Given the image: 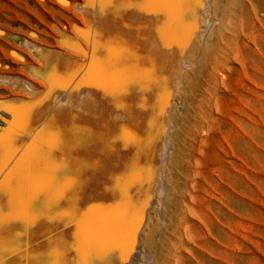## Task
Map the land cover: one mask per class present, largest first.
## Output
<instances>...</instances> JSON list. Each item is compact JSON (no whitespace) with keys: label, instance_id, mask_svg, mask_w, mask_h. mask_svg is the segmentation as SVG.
<instances>
[{"label":"bare ground","instance_id":"1","mask_svg":"<svg viewBox=\"0 0 264 264\" xmlns=\"http://www.w3.org/2000/svg\"><path fill=\"white\" fill-rule=\"evenodd\" d=\"M91 1L83 10L87 65L75 81L51 82L55 64L70 72L83 53L54 26L75 54L35 51L47 72L39 84L47 87L28 85L27 99L10 105L0 100V205L7 211L11 199L39 217L0 219V264H124L140 252L139 239L150 238L138 191L158 187L173 97L186 79L177 39L203 3L164 0L142 10L129 6L139 0Z\"/></svg>","mask_w":264,"mask_h":264},{"label":"rangeland","instance_id":"2","mask_svg":"<svg viewBox=\"0 0 264 264\" xmlns=\"http://www.w3.org/2000/svg\"><path fill=\"white\" fill-rule=\"evenodd\" d=\"M201 1L177 39L186 79L173 97L171 147L158 187L138 191L147 200L150 238L141 237L136 261L124 264H264V0ZM93 5L0 0V100L10 105L27 99L28 85L47 87L39 84L47 72L35 51L75 54L54 26L83 53L72 55L70 72L55 64L51 82L75 81L87 65L83 10Z\"/></svg>","mask_w":264,"mask_h":264},{"label":"snow or ice","instance_id":"3","mask_svg":"<svg viewBox=\"0 0 264 264\" xmlns=\"http://www.w3.org/2000/svg\"><path fill=\"white\" fill-rule=\"evenodd\" d=\"M109 3L112 2V0H108ZM164 2V0H139V2L135 5H129V6H136L140 7L142 10H150L154 5ZM3 139V134H0V140ZM4 170V164L3 160L0 159V172H3ZM4 181L0 180V191L4 190ZM5 215L11 216L15 220H24L27 217V220L29 222L35 223L38 220V216L35 213H29L26 210H21L18 207H15L11 199L9 200V206L7 211L5 208L0 205V219H3ZM55 256L59 257L62 253L59 251H55L53 253Z\"/></svg>","mask_w":264,"mask_h":264}]
</instances>
